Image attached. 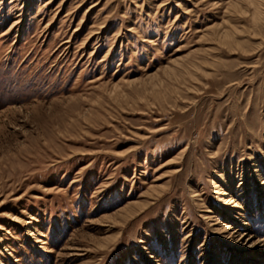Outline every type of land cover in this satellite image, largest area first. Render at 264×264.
Wrapping results in <instances>:
<instances>
[{"label":"rangeland","instance_id":"rangeland-1","mask_svg":"<svg viewBox=\"0 0 264 264\" xmlns=\"http://www.w3.org/2000/svg\"><path fill=\"white\" fill-rule=\"evenodd\" d=\"M0 264H264V0H0Z\"/></svg>","mask_w":264,"mask_h":264},{"label":"bare ground","instance_id":"bare-ground-1","mask_svg":"<svg viewBox=\"0 0 264 264\" xmlns=\"http://www.w3.org/2000/svg\"><path fill=\"white\" fill-rule=\"evenodd\" d=\"M255 238L252 236H240L238 238H236V242H243L244 245H247L250 247V249H252L254 246L257 245L256 241L254 240Z\"/></svg>","mask_w":264,"mask_h":264}]
</instances>
